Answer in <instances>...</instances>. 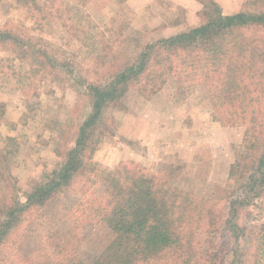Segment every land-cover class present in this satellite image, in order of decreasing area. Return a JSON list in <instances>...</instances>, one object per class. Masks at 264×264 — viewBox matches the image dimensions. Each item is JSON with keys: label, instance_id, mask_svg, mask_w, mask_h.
Returning a JSON list of instances; mask_svg holds the SVG:
<instances>
[{"label": "rangeland", "instance_id": "rangeland-1", "mask_svg": "<svg viewBox=\"0 0 264 264\" xmlns=\"http://www.w3.org/2000/svg\"><path fill=\"white\" fill-rule=\"evenodd\" d=\"M35 1L43 12L34 16L30 0H0V30L29 38L61 64L59 78L50 73L34 77L28 66L0 48V103L5 104L0 149L10 152L9 175L23 199L62 163L57 154L73 145L91 110L86 83L110 81L144 44L172 37L168 28L201 25V2L209 0ZM215 1L225 14L264 11V0ZM78 22L83 27L77 28ZM82 28L95 50L79 39ZM186 76L183 95L176 94L171 77L150 99L132 90L106 108L98 130L101 140L90 160L99 170H113L121 162L139 163L150 172L174 167L179 174L173 186L222 199L246 148V126L235 121L224 93L206 82L204 63ZM85 181L78 176L45 208L27 215L6 237L0 264L96 259L112 239L106 227L96 224L91 205L103 200L106 184L97 177L84 189Z\"/></svg>", "mask_w": 264, "mask_h": 264}, {"label": "trees", "instance_id": "trees-1", "mask_svg": "<svg viewBox=\"0 0 264 264\" xmlns=\"http://www.w3.org/2000/svg\"><path fill=\"white\" fill-rule=\"evenodd\" d=\"M30 1L34 16L43 12L38 2ZM201 3V25L144 44L136 59L107 83H86L90 113L78 126L73 145L57 154L62 163L25 199L9 175L10 152L0 149V257L6 237L27 215L45 208L83 176L84 189L97 177L106 184L103 200L91 205L96 224L106 227L112 239L90 263L67 257L54 264H264V11L225 14L215 0ZM84 29L79 39L95 50ZM36 46L13 30H0V48L28 66L34 77L50 73L59 78L60 61ZM200 62L206 82L224 93L235 121L246 126V148L222 199L173 186L179 174L174 167L150 172L139 163L121 162L113 170H99L91 162L106 108L132 90L150 99L171 77L176 94L183 95L186 75ZM4 112L0 103V115Z\"/></svg>", "mask_w": 264, "mask_h": 264}, {"label": "crops", "instance_id": "crops-1", "mask_svg": "<svg viewBox=\"0 0 264 264\" xmlns=\"http://www.w3.org/2000/svg\"><path fill=\"white\" fill-rule=\"evenodd\" d=\"M167 32H169V36H174L177 35L185 30H180V29H176V27H170L166 30Z\"/></svg>", "mask_w": 264, "mask_h": 264}]
</instances>
